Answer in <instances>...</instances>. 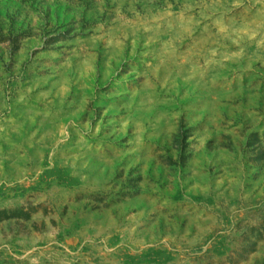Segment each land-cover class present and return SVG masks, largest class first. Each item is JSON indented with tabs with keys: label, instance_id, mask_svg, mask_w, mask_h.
<instances>
[{
	"label": "rangeland",
	"instance_id": "1",
	"mask_svg": "<svg viewBox=\"0 0 264 264\" xmlns=\"http://www.w3.org/2000/svg\"><path fill=\"white\" fill-rule=\"evenodd\" d=\"M0 264H264V0H0Z\"/></svg>",
	"mask_w": 264,
	"mask_h": 264
}]
</instances>
